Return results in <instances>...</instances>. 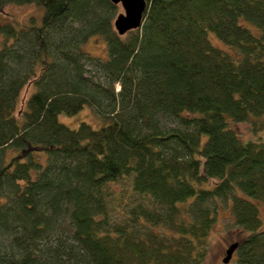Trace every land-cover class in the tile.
<instances>
[{
	"label": "trees",
	"instance_id": "16d2710c",
	"mask_svg": "<svg viewBox=\"0 0 264 264\" xmlns=\"http://www.w3.org/2000/svg\"><path fill=\"white\" fill-rule=\"evenodd\" d=\"M9 3L44 15L0 24V264H204L222 200L264 264V0H147L123 36L112 0Z\"/></svg>",
	"mask_w": 264,
	"mask_h": 264
},
{
	"label": "rangeland",
	"instance_id": "374dc122",
	"mask_svg": "<svg viewBox=\"0 0 264 264\" xmlns=\"http://www.w3.org/2000/svg\"><path fill=\"white\" fill-rule=\"evenodd\" d=\"M120 11L124 12V9L121 5ZM43 15L44 7L39 4L29 3L19 5L9 3L3 7H0V24L14 23L22 26L28 24L31 17L36 18L35 20H37L38 23H41ZM3 40L4 37L0 36V44L3 42ZM83 48L87 53L93 56H97L105 60L109 58L107 43L105 39L101 38L100 36H94L89 39ZM59 120L70 127L72 126V128H77L83 121L89 122L95 127H99L103 124L102 120L99 119L93 110L88 106L75 115L69 116L66 114H60ZM239 129L240 131H243L245 135H248L247 131L249 126L247 124L241 123L239 125ZM36 154L40 156L39 159H41V164L45 166L47 164L46 152L42 150L36 152ZM36 174V170H33V177L36 176ZM231 205L232 201H229L227 205L223 200L220 202V212L218 215L219 221L210 235L211 244L204 264H238L236 263L237 259L235 254L228 263L224 262V258L226 257L225 252L228 247L236 241L241 240V231L237 228L230 227L229 225L231 223V220L229 219L231 217ZM261 212L262 218H264L263 205H261Z\"/></svg>",
	"mask_w": 264,
	"mask_h": 264
},
{
	"label": "water",
	"instance_id": "95a60500",
	"mask_svg": "<svg viewBox=\"0 0 264 264\" xmlns=\"http://www.w3.org/2000/svg\"><path fill=\"white\" fill-rule=\"evenodd\" d=\"M115 4L121 5L124 12L119 13L115 21V28L119 36L127 34L129 31L140 28L143 24L144 15L147 10V0H112ZM239 243L231 244L226 250L224 262L228 263Z\"/></svg>",
	"mask_w": 264,
	"mask_h": 264
}]
</instances>
